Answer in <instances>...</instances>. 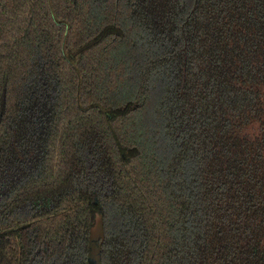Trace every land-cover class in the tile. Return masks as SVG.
Instances as JSON below:
<instances>
[{"label":"trees","instance_id":"1","mask_svg":"<svg viewBox=\"0 0 264 264\" xmlns=\"http://www.w3.org/2000/svg\"><path fill=\"white\" fill-rule=\"evenodd\" d=\"M92 239L264 264V0H0V264Z\"/></svg>","mask_w":264,"mask_h":264},{"label":"water","instance_id":"2","mask_svg":"<svg viewBox=\"0 0 264 264\" xmlns=\"http://www.w3.org/2000/svg\"><path fill=\"white\" fill-rule=\"evenodd\" d=\"M95 240L96 239H92L86 259V264H101L100 253Z\"/></svg>","mask_w":264,"mask_h":264},{"label":"rangeland","instance_id":"3","mask_svg":"<svg viewBox=\"0 0 264 264\" xmlns=\"http://www.w3.org/2000/svg\"><path fill=\"white\" fill-rule=\"evenodd\" d=\"M95 234H99V231L97 230V231H95Z\"/></svg>","mask_w":264,"mask_h":264}]
</instances>
